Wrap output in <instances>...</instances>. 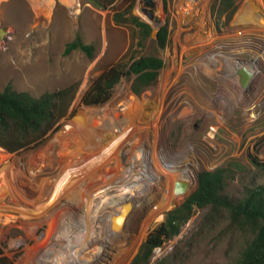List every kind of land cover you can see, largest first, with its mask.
Instances as JSON below:
<instances>
[{"label":"rangeland","instance_id":"obj_1","mask_svg":"<svg viewBox=\"0 0 264 264\" xmlns=\"http://www.w3.org/2000/svg\"><path fill=\"white\" fill-rule=\"evenodd\" d=\"M155 1V14L148 18L140 11L141 0H117L113 9L99 7L94 0H0L5 31L0 38V92L10 85L17 92L39 97L70 88V104L58 130L38 147L19 153L0 147V169L15 163L24 172L29 154L49 147L65 126L90 109L108 106L118 111L130 99L160 109L159 99L165 91L155 153L152 131L139 130L118 150L119 171L130 170L144 155L143 162H148L150 173L157 177L159 167L169 172L170 166L195 171V178L187 192L179 194L180 199L149 218L142 234V223L154 205H130L134 217L126 243L136 239L137 244L125 262L116 264H130L149 233L194 191L201 171L230 169L225 194L232 199L240 198L245 186L264 185V31L252 30L239 20L240 14L253 10L252 18H261L264 26L263 0H234L230 19L220 14L219 0ZM128 9L125 20L117 23L115 14ZM134 18L149 24L152 31L166 28V47L158 46L152 32L143 36ZM78 37L93 46L92 57L79 50L65 54L67 44ZM142 56H156L164 62L152 86L136 95L131 91L134 76L127 75L113 87L105 103H83L92 83L110 66L128 65ZM242 69L253 74L248 88L242 83ZM89 168L87 164L85 169ZM161 179L166 181L163 175ZM69 201L76 204L78 199L72 196ZM76 211L80 213L77 206ZM73 218L76 227L87 228L81 217ZM4 228L0 230V256L7 259L6 264H20L26 244L32 241L25 237L20 223ZM40 229L37 235L42 234ZM105 229L107 239L116 232L112 223ZM88 235H84L86 241ZM251 238L247 229L230 221L226 211L195 209L180 233L153 251L149 264H232ZM11 241L19 243L12 246Z\"/></svg>","mask_w":264,"mask_h":264},{"label":"bare ground","instance_id":"obj_2","mask_svg":"<svg viewBox=\"0 0 264 264\" xmlns=\"http://www.w3.org/2000/svg\"><path fill=\"white\" fill-rule=\"evenodd\" d=\"M260 5L264 8V0ZM251 12L240 14L239 20L252 30L257 31L258 27L264 31L261 18H252ZM164 97L165 91L159 99L160 109L150 108L148 102L138 99H130L118 111L108 106L90 109L65 126L49 147L29 154L24 172L15 163L0 169V230L20 223L25 237L32 241L26 244L25 256L18 260L20 264H116L127 260L137 244L136 239L130 245L126 243L134 206L147 202L154 205L142 223V234L153 214L179 198L175 191L179 179L191 184L195 178V171L170 166L169 172L158 166L157 177L150 173L148 162H143L144 155L130 170L119 171L118 150L124 142L135 138L137 131H152L151 147L155 153ZM87 164L89 169H85ZM72 196L77 197L76 204L70 203ZM73 215L81 217L80 222L90 230L76 227ZM111 223L116 232L107 239L104 229ZM62 227L65 230L61 231ZM40 228L43 232L37 235ZM85 233H89L87 241ZM18 243L11 241L12 246Z\"/></svg>","mask_w":264,"mask_h":264},{"label":"trees","instance_id":"obj_3","mask_svg":"<svg viewBox=\"0 0 264 264\" xmlns=\"http://www.w3.org/2000/svg\"><path fill=\"white\" fill-rule=\"evenodd\" d=\"M94 1L97 6L104 9H113L117 2V0ZM218 3L221 6L220 14H226L227 19H230L234 12V0H219ZM129 11L128 9L116 13L114 20L117 23L123 22ZM133 21L143 36L151 34L149 24L138 18H134ZM156 41L159 47H166V28L158 31ZM74 50L92 57L94 48L84 44L78 37L67 44L65 54ZM163 66L162 59L156 56H142L128 65L116 63L92 83L83 103L86 105L105 103L113 87L127 75L134 76L131 91L139 95L155 83ZM69 91L70 88L34 97L29 92H17L7 85L0 92V147L13 154L41 145L48 136L58 130L65 117L70 104L67 96ZM229 178L230 169L225 167L201 171L197 176L194 191L179 206L170 210L164 221L149 233L130 264H149L153 251L177 236L195 209L205 208L226 211L233 224L247 229L252 234V238L232 264H264V185L245 186L242 196L232 199L225 194ZM6 263L7 259L0 256V264Z\"/></svg>","mask_w":264,"mask_h":264},{"label":"water","instance_id":"obj_4","mask_svg":"<svg viewBox=\"0 0 264 264\" xmlns=\"http://www.w3.org/2000/svg\"><path fill=\"white\" fill-rule=\"evenodd\" d=\"M155 9H156V1L155 0H141L140 11L146 17L151 18L152 16H154ZM157 32H158V30H153L152 34H154L156 36ZM4 34H5V31L2 28V23L0 20V38H3ZM240 74H241V79H242L243 85L246 88H248L250 85V82H251V78L253 76L252 72L247 70V69H242ZM189 187H190V184H188L186 182H180L177 185L176 192L178 194H184L187 192Z\"/></svg>","mask_w":264,"mask_h":264}]
</instances>
